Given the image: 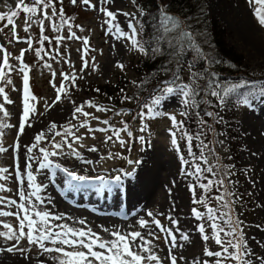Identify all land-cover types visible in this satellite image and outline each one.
<instances>
[{
  "label": "rangeland",
  "instance_id": "374dc122",
  "mask_svg": "<svg viewBox=\"0 0 264 264\" xmlns=\"http://www.w3.org/2000/svg\"><path fill=\"white\" fill-rule=\"evenodd\" d=\"M30 1L36 0H0V14L14 12ZM57 2L76 15L74 28L60 29L51 22L48 25L51 11L44 19L38 8L37 17L42 21L37 20L36 15L21 16L12 21L9 33L6 28L0 32V259H29L43 253L44 258L56 260L57 264H100L104 260L98 245L104 235L92 222L87 223L93 230L82 237L83 246L55 247L50 238L44 240L43 233L36 236L23 233L18 227V218L10 209V194L14 191L8 168L13 162L11 148L21 128L22 117L33 121L65 112L66 119L53 122L50 131L32 142L35 153L30 160L42 166L44 162L54 161L60 167H72L67 170L69 180L63 187L68 189L65 200H61L66 206H69L66 201L81 199L82 193L83 197L88 195L89 192L72 187L89 185L90 178L100 181L101 193L113 190L127 197V181H124L131 177L142 185L148 171L159 164L163 167L160 174L179 193L181 216L188 231L183 238L181 236V243L185 237L189 239L186 246L182 243L181 247L195 256L191 264H264V195L260 194L264 176V163H261L264 156L261 118L264 112V55L254 47L255 42L264 47V0H205L207 14L227 32L225 42L243 55L249 71L259 75L252 84L251 94L235 110L233 137L226 131L220 132V146H231V150H235L237 170L226 166V175L217 172L214 176L218 203L208 209L198 204L202 191L194 178L193 163L170 126L171 119L185 111L184 88L158 92L134 115H129L125 109L109 111L87 92L90 85L112 83L116 74L123 70L128 72L135 22L139 16L130 9L131 0ZM241 19L251 38L238 31ZM112 21L117 22V27H112ZM45 25H48L47 30L42 28ZM49 32L55 33V41L48 38ZM33 33L38 39L47 38L45 44H52L35 59L31 46ZM229 149L223 151L224 158L229 157ZM215 155L219 164L221 155ZM211 163L209 161L205 168L214 174ZM138 166L142 172L135 173ZM37 170L40 169L33 172ZM146 199L137 226L134 224L127 230L129 235H123L124 245L138 235V249L126 250L119 259L113 257L114 264H171L165 246L173 241L178 244V241L171 228H166L171 223L170 199L162 189L149 193ZM218 224L224 227L223 234L232 235L231 242L219 244ZM58 231L55 230V235ZM88 248L93 252L89 254ZM88 254L92 255L89 260Z\"/></svg>",
  "mask_w": 264,
  "mask_h": 264
},
{
  "label": "trees",
  "instance_id": "16d2710c",
  "mask_svg": "<svg viewBox=\"0 0 264 264\" xmlns=\"http://www.w3.org/2000/svg\"><path fill=\"white\" fill-rule=\"evenodd\" d=\"M38 8L44 19L51 11L48 25L56 23L67 30L76 25V15L63 4L36 0L14 12L0 14V32L6 28L9 33L12 21L21 16L36 15L41 20ZM130 9L139 16L126 68L129 73L123 70L112 83L90 85L87 92L109 111L125 109L134 115L158 92L184 88L185 111L172 118L170 126L193 163L194 178L202 191L198 204L203 209L213 208L218 203L214 176L217 172L226 175V166L237 170L235 150L220 146V132L233 137L235 110L251 94L259 75L249 71L243 55L225 42L227 32L207 14L205 0H131ZM48 25L42 26L43 30ZM53 34H47L51 41L56 38ZM46 40L33 33V59L50 49L52 44H45ZM228 149L230 155L224 158L223 151ZM215 153L222 156L219 164ZM209 161L214 174L205 168ZM219 226V244L231 242L232 235L223 234L224 227Z\"/></svg>",
  "mask_w": 264,
  "mask_h": 264
},
{
  "label": "bare ground",
  "instance_id": "6f19581e",
  "mask_svg": "<svg viewBox=\"0 0 264 264\" xmlns=\"http://www.w3.org/2000/svg\"><path fill=\"white\" fill-rule=\"evenodd\" d=\"M110 1L113 2V0ZM112 5L113 4L111 3V9L114 7H112ZM111 25L115 28L118 24L117 22L112 21ZM245 26L244 21L241 19L237 25L238 31L244 33L246 38H251ZM254 45L255 51H259L260 54L264 55V47L262 48V45L257 44L256 42ZM65 114V112L53 113L52 115L33 121H29V117L23 116L20 122L21 128L18 131L13 147L11 148L13 162L8 168V171H10V175L8 173L10 185H12V190L14 191L13 194H10L11 199H9V205L10 209L13 211V216L18 218V227L21 228L20 230L29 236H36V234L43 233L44 240L46 241L50 238L51 241H49L55 247L64 245L74 248L78 245L83 246L84 239L82 237L85 236V233L88 234L89 231L93 230L89 228L87 223L92 222L102 230L104 235V240L98 242L101 249V252L99 253L100 255L102 254L101 258H104L100 264H114L115 259L113 257H118L119 259V256H121L123 252L138 246V235L134 240L129 241L127 245L123 244V235H126L127 230H129L134 224H138L137 221L139 220V215L142 214L141 211L147 202L146 198L149 193L162 189L163 192L168 194L170 199L168 201V209H170L171 212H168V210L166 212L171 214V227L170 225H167L166 228H171V231H173L177 237L175 239L178 241V244H175L176 241L168 242L165 246V253H167L171 264H191L192 261H194L195 256L193 257L189 254V250L187 251L185 248L181 247L182 243L186 246L185 244L188 239L185 237L186 239L181 243V236L183 238V235L188 233V231L186 230L187 225L184 224V219L181 216V201L179 199V193L175 187H173V184L167 182V180H165L160 174L163 167H160L159 164H156L154 168H151L148 171L147 179L142 182V185H139L138 182L135 183V179L131 177H128L129 180L124 181H127L125 186L126 192L129 194L127 197L122 192L121 194H118L117 191L112 192L113 190L101 193L100 181L97 179L96 181H93V179L90 178L87 180V183L92 182L89 183V185L83 184L82 186L78 185L77 187H72L74 190L89 192L86 197H83L82 193L80 194V197H82L81 199L76 197L68 200L69 202L66 201L69 206H66L61 202V200H65V191L68 190L63 189L66 184L65 181L69 180L67 172L71 170L72 167H69L70 169L60 167V165L54 161L44 162V166H42V163L33 164V161H31L30 158L33 153H35L34 147H32V142L36 138H40L42 134H45V132L50 129V125L53 122L62 121ZM261 118L264 122V112ZM24 124L25 126L22 127ZM261 163H264V156L262 157ZM139 168L140 166L136 167L134 172L137 173L138 170L142 172V168ZM35 169L40 170H37V172L34 173L33 170ZM69 183L74 182L70 181ZM260 185V187H262V189H260L262 190L260 194L264 195V176ZM68 187L71 189V186ZM83 227L88 230H83ZM58 229L60 231L55 235V230ZM88 249L90 250H88L89 254L90 252H93L91 248ZM136 249L138 248L136 247ZM87 258V260H89L92 258V255H89ZM55 261L52 262L50 258H44L42 253V255L35 254L29 259L1 258L0 264H57ZM82 263H85V261Z\"/></svg>",
  "mask_w": 264,
  "mask_h": 264
}]
</instances>
